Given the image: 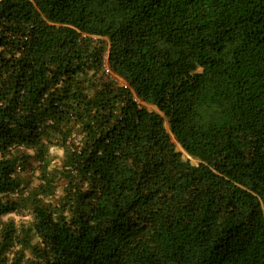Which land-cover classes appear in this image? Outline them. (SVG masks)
<instances>
[{
  "label": "trees",
  "instance_id": "trees-1",
  "mask_svg": "<svg viewBox=\"0 0 264 264\" xmlns=\"http://www.w3.org/2000/svg\"><path fill=\"white\" fill-rule=\"evenodd\" d=\"M0 264H264V0H0Z\"/></svg>",
  "mask_w": 264,
  "mask_h": 264
},
{
  "label": "rangeland",
  "instance_id": "rangeland-1",
  "mask_svg": "<svg viewBox=\"0 0 264 264\" xmlns=\"http://www.w3.org/2000/svg\"><path fill=\"white\" fill-rule=\"evenodd\" d=\"M103 72L109 79H113V80L117 81L118 83L123 82L119 77H117L115 74H113L109 70L105 61H104V65H103ZM138 102H139V105L145 107L149 111L158 112L157 108L154 107L153 105L146 104L142 101H138ZM163 127H164L165 131L170 135L171 142L173 143L175 150L180 153L182 160H188L191 164L195 165L197 163V161L195 159L191 158L190 156H188L184 152V150L177 143V141L175 140L173 135L170 133L168 123H167V120L165 118H164ZM62 158H63V151L60 148H58L57 146H50L48 149V155L46 157L47 166H46L45 170L49 173L57 172V170L60 168ZM36 166H37V163L31 161V166L28 167L27 170H25L21 173V176L24 179L23 182L25 185V188H23V189H25V190L27 189V192L29 191L30 188L39 184V180H40L39 177H40V172H41L40 169L41 168L36 167ZM60 183H61V180L59 179L58 176H56V178H55V185H56L55 196L59 195L61 192V187L58 186ZM3 220H12L16 226H18V227L24 226L26 228V227H30L32 225L33 215H32V211L29 207L23 206L18 211L11 213V214H8L5 217H3Z\"/></svg>",
  "mask_w": 264,
  "mask_h": 264
},
{
  "label": "clouds",
  "instance_id": "clouds-1",
  "mask_svg": "<svg viewBox=\"0 0 264 264\" xmlns=\"http://www.w3.org/2000/svg\"><path fill=\"white\" fill-rule=\"evenodd\" d=\"M185 152V151H184Z\"/></svg>",
  "mask_w": 264,
  "mask_h": 264
}]
</instances>
